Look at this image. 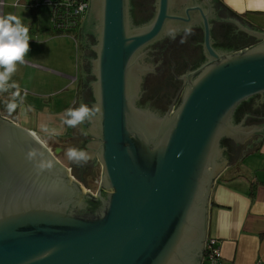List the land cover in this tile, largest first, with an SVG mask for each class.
<instances>
[{
	"label": "water",
	"instance_id": "1",
	"mask_svg": "<svg viewBox=\"0 0 264 264\" xmlns=\"http://www.w3.org/2000/svg\"><path fill=\"white\" fill-rule=\"evenodd\" d=\"M185 1L157 0L142 25L132 20L131 0L89 6L87 21L98 22L94 134L106 188L102 211L84 207L85 190L50 149L59 153L65 144L49 148L43 134L0 110V264H204L212 192L230 164L222 141L243 139L233 114L264 94V28L215 0L256 37L237 49L217 48L212 0L178 10ZM193 20L202 22L206 61L187 75L175 112L158 117L136 104L142 80L136 65L149 46ZM41 159L52 167L39 169Z\"/></svg>",
	"mask_w": 264,
	"mask_h": 264
},
{
	"label": "crops",
	"instance_id": "2",
	"mask_svg": "<svg viewBox=\"0 0 264 264\" xmlns=\"http://www.w3.org/2000/svg\"><path fill=\"white\" fill-rule=\"evenodd\" d=\"M222 1L232 11L264 28V0ZM29 2L4 0L0 4V16L16 15L29 28L30 37V51L11 78L19 85L23 99H17L14 113L4 114L43 134L45 137L40 140L50 148L57 137L68 141L69 135H75V128L68 127L63 120L66 110L76 106L81 89L80 37L55 33L49 10L31 9ZM14 91L0 93V100L7 97L11 100ZM42 124L55 128L58 135L49 137L41 131ZM255 147L258 164L247 165L241 171L237 167L240 162L230 163L212 192L209 237L219 239L225 264H264V139Z\"/></svg>",
	"mask_w": 264,
	"mask_h": 264
},
{
	"label": "flooded vegetation",
	"instance_id": "3",
	"mask_svg": "<svg viewBox=\"0 0 264 264\" xmlns=\"http://www.w3.org/2000/svg\"><path fill=\"white\" fill-rule=\"evenodd\" d=\"M92 0H89L91 4ZM157 0H131V16L135 24L142 25L149 22L156 11ZM213 2L212 34L214 44L223 50L237 49L256 41V37L246 29H241L239 23L245 22L236 18V14L227 9H221ZM183 3V2H182ZM178 10L185 11L187 7L206 5L205 0H186ZM193 13V12H192ZM199 14V12H198ZM98 22L93 19L87 21V14L80 31L82 51V70L80 72V92L75 107L83 102L93 108L94 115L77 126L75 135L67 137L65 149L75 147L84 149L90 156L88 163L77 165L69 160L64 164L65 173L69 179L77 183L81 190L85 188V208L99 212L105 208L106 188L100 184L96 192L92 191L93 181L97 179V170L101 161L97 156L99 137L94 134L95 117L97 115L94 81V61L97 58L96 46ZM190 29V34H186ZM171 35L164 37L149 46L142 53L140 66L142 80L139 82L134 99L136 104L145 111L158 117H170L180 105L188 86L187 75L200 68L206 61L203 47L204 33L202 22L193 20L187 26H181ZM181 39H185L181 43ZM233 124L242 125L240 129L242 140L226 136L222 141V148L228 156L229 163H238L250 151V147L259 144L260 133L264 130V94H259L241 103L235 110ZM242 127V128H243ZM257 131V132H254ZM259 131V132H258ZM238 132V134H239ZM254 133L250 138L247 135ZM256 141V142H255ZM96 200V201H95Z\"/></svg>",
	"mask_w": 264,
	"mask_h": 264
},
{
	"label": "clouds",
	"instance_id": "4",
	"mask_svg": "<svg viewBox=\"0 0 264 264\" xmlns=\"http://www.w3.org/2000/svg\"><path fill=\"white\" fill-rule=\"evenodd\" d=\"M186 34H190V29H186ZM172 38H175V32H170ZM29 28L16 15L0 16V93L8 92L9 89H15L11 94V100L7 104L9 112L17 108V99L22 101L19 85L11 78L17 70V65L24 63L25 56L30 51ZM185 39H181L184 43ZM28 110H31L30 108ZM93 108L81 102L79 107L68 108L65 112L63 123L68 127H77L86 119L94 115ZM41 131L48 134L49 137L58 135L55 128L50 129L46 124L40 126ZM67 158L77 165L88 163L90 156L84 149L70 147L66 150ZM37 156L36 151L30 150L27 153V159L34 160ZM41 170L52 167V161L41 159L37 163Z\"/></svg>",
	"mask_w": 264,
	"mask_h": 264
},
{
	"label": "built area",
	"instance_id": "5",
	"mask_svg": "<svg viewBox=\"0 0 264 264\" xmlns=\"http://www.w3.org/2000/svg\"><path fill=\"white\" fill-rule=\"evenodd\" d=\"M4 4V0H0ZM89 0H30L28 7H45L49 10L51 28L55 33L77 36L89 10ZM206 264H225L219 239L208 237L205 245Z\"/></svg>",
	"mask_w": 264,
	"mask_h": 264
},
{
	"label": "rangeland",
	"instance_id": "6",
	"mask_svg": "<svg viewBox=\"0 0 264 264\" xmlns=\"http://www.w3.org/2000/svg\"><path fill=\"white\" fill-rule=\"evenodd\" d=\"M30 1V0H28ZM42 10L47 9L45 7L41 8ZM48 10V9H47ZM75 34H79V32H76ZM25 122V121H23ZM55 139L52 140V145L53 146L55 143L58 144H65L67 145L69 142L67 141V139H63V137H57L56 141ZM53 150V153L66 165L69 164V159L66 156V150L67 149H63V151H60L59 153H56V151L54 150V148H51ZM243 162V164L241 163ZM258 164V156L256 154L255 149L254 150H250L248 151L247 154H245L242 159L240 160L239 166H237L241 171H245V168L247 165L249 166H255ZM251 172H245V175H249ZM102 174H103V169H102V165L99 167V169L97 170V179L93 181V185H92V191L96 192V190L99 189L100 184H101V179H102ZM84 190H87V188H85Z\"/></svg>",
	"mask_w": 264,
	"mask_h": 264
},
{
	"label": "trees",
	"instance_id": "7",
	"mask_svg": "<svg viewBox=\"0 0 264 264\" xmlns=\"http://www.w3.org/2000/svg\"><path fill=\"white\" fill-rule=\"evenodd\" d=\"M31 9H39V8L31 7ZM4 93L7 94V92H4ZM8 102H10V99L8 97L6 99H3L2 101L0 100V110L2 111L3 114L6 113V115L14 113V111L13 112L8 111L7 109Z\"/></svg>",
	"mask_w": 264,
	"mask_h": 264
}]
</instances>
